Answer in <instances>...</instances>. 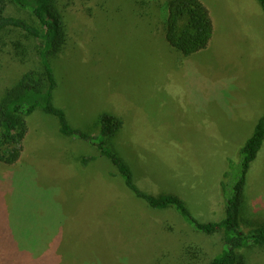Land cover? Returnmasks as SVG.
<instances>
[{"label": "rangeland", "instance_id": "374dc122", "mask_svg": "<svg viewBox=\"0 0 264 264\" xmlns=\"http://www.w3.org/2000/svg\"><path fill=\"white\" fill-rule=\"evenodd\" d=\"M200 1L213 32L207 48L189 56L169 51L165 40L158 55L146 49L147 21H159L156 0L146 18L88 23L71 14L66 53L52 58L53 103L89 134L98 133L101 114L121 118L106 143L129 165L134 183L152 194H177L206 222L223 216L219 183L228 159H238L264 114V12L257 0ZM9 11L34 22L27 11ZM10 64L13 72L0 71L2 83L25 66ZM26 121L22 157L0 163V264H180L175 249L189 246L199 250L192 262L207 264L220 251L219 234L192 232L172 208L153 211L135 199L111 161L61 135L55 117L36 109ZM84 156L97 158L81 166ZM241 212L250 223L264 222V151L250 165ZM247 259L264 264V247Z\"/></svg>", "mask_w": 264, "mask_h": 264}, {"label": "trees", "instance_id": "16d2710c", "mask_svg": "<svg viewBox=\"0 0 264 264\" xmlns=\"http://www.w3.org/2000/svg\"><path fill=\"white\" fill-rule=\"evenodd\" d=\"M257 1L264 12V0ZM136 2L140 10H135ZM11 5L18 10L27 11L34 22L11 14ZM149 5L150 0H0V71L3 74L13 72L9 70L10 62L25 65L19 74L12 73L4 83L0 82V163L9 166L20 160L29 133L26 118L39 109L57 119L61 135L76 137L95 146L99 155L109 159L116 167L124 186L133 197L142 201L148 209L157 211L172 208L192 232L202 235L219 234L221 249L207 264H250L248 252L264 247V222L250 223L242 218L241 211L250 165L264 151V114L257 119L251 135L239 148L238 159H228V168L219 183L223 216L218 220L203 222L191 215L185 202L177 194H152L134 183L129 165L110 150L106 143V138L114 136L121 128V118L103 113L97 120L98 133L89 134L73 128L68 123L64 110L53 103L57 81L52 58L60 52L66 53L68 17L78 14L89 18L88 23L96 18L108 19L130 14L146 18L150 11ZM155 6L159 10V21L146 20L150 35V47L146 49L151 50L150 54L158 55L157 51L164 40L170 46L169 51L183 56L207 48L213 32V21L209 9L202 1L156 0ZM86 28L84 36L91 33L90 28ZM101 51L105 53L104 49ZM69 53L72 54L71 51ZM167 56L169 60L172 58L169 54ZM32 57L34 60L30 62ZM28 62L30 65L26 64ZM96 158L97 156H84L79 159V163L86 166ZM106 192L109 193L107 189ZM121 207L125 208L124 205ZM112 208L113 210H108L114 216V207ZM134 218L135 224L142 222L138 217ZM168 231H172V227ZM181 248L175 249L181 255L180 264H195L192 258L197 256L198 248Z\"/></svg>", "mask_w": 264, "mask_h": 264}]
</instances>
